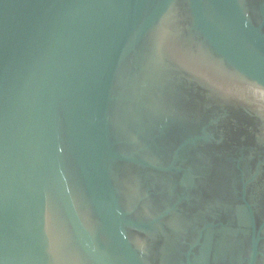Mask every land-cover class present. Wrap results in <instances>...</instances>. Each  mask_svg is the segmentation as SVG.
<instances>
[{
	"label": "water",
	"instance_id": "obj_1",
	"mask_svg": "<svg viewBox=\"0 0 264 264\" xmlns=\"http://www.w3.org/2000/svg\"><path fill=\"white\" fill-rule=\"evenodd\" d=\"M0 264H264V0H0Z\"/></svg>",
	"mask_w": 264,
	"mask_h": 264
}]
</instances>
